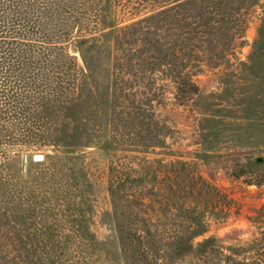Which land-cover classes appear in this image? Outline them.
I'll list each match as a JSON object with an SVG mask.
<instances>
[{
  "label": "rangeland",
  "instance_id": "374dc122",
  "mask_svg": "<svg viewBox=\"0 0 264 264\" xmlns=\"http://www.w3.org/2000/svg\"><path fill=\"white\" fill-rule=\"evenodd\" d=\"M171 1L0 0V39L5 41L3 46L0 42V84H6L5 121L11 132L9 143L0 146V252L19 248L23 264H124L109 217L110 168L119 167L132 178L141 169L157 170L158 161L177 172L181 168L176 163H186L190 175L214 186L218 192L207 210L214 202L231 207L230 218L209 222L194 244L214 238L225 249L246 252L235 258L241 261L251 260L253 246L263 248L264 0H244L250 6L241 11L242 38L236 39L227 61L215 69L203 68L193 79L199 88L193 102L178 106L167 95L165 105L155 107L156 119L166 126L164 149H135L141 142L138 130L125 120L118 123L122 138L117 151L101 147L114 136L105 103L112 43L104 36ZM35 36L44 43L18 41L33 42ZM79 39L87 41L81 49ZM82 54L92 71L89 78L80 71ZM64 57L74 59L76 72ZM60 61L65 64L61 69ZM32 63L35 68H29ZM91 90L95 95L89 97ZM58 92L67 101L64 109ZM79 94L89 99L77 103ZM70 120L87 124L88 133H82V126L76 140L93 139L90 147L67 160L51 140ZM98 125L107 130L98 134ZM26 135L35 140L28 144ZM34 156L43 160L34 161ZM122 193L132 194L128 187ZM121 210L129 209L121 204ZM181 215L171 211L158 230H182Z\"/></svg>",
  "mask_w": 264,
  "mask_h": 264
},
{
  "label": "trees",
  "instance_id": "16d2710c",
  "mask_svg": "<svg viewBox=\"0 0 264 264\" xmlns=\"http://www.w3.org/2000/svg\"><path fill=\"white\" fill-rule=\"evenodd\" d=\"M246 5L249 4L244 0H173L137 21L113 28L105 35V41L112 43L111 79L105 90V103L110 111L109 122L114 136L105 139L102 149L117 151L120 147L117 140L122 138L117 134L118 123L124 120L129 128L138 130L141 142L135 145V149H164L162 131L166 126L156 119L155 107L164 106L167 95L178 106H187L195 100L199 88L193 79L202 73L203 68L215 69L227 61V55L236 48V39L242 38L245 22L240 19ZM36 37L33 42L20 37L18 41L29 45L44 43L39 41L43 37ZM0 40L2 46L5 45L4 39ZM86 43V40L79 39L76 46L81 49ZM64 58L76 72L74 59ZM81 58L84 67L80 71L89 78L92 71L83 54ZM36 65L32 63L29 68ZM57 65L60 69L65 66L62 61ZM0 86V101H3L0 104L1 146L2 142L9 143L11 132L6 129L8 96L5 95L4 81ZM94 93L95 90H91L89 97ZM89 97L83 98L79 94L74 101L82 103ZM57 99L61 100L62 109L68 105L63 101V93H59ZM39 104L33 103L32 107L38 108ZM85 124L70 120L56 131L58 133L53 136L51 145L61 150L63 158L69 160L75 156V151L92 145L93 138L88 136L85 140H76L82 126V133H88ZM94 130L101 134L107 126L98 125ZM24 138L28 144L35 140L32 135ZM259 163L257 161L255 165ZM176 164L181 171H170L158 161L157 170H150V167L149 171L141 169L132 178L119 167L110 168L109 192L113 211L109 217L116 225L119 254L124 264H264V246H253L251 260L241 261L235 258L246 252L239 248L225 249L222 242L214 238L193 243L194 239L207 232L209 222L228 220L231 207L214 202L207 210L209 201L218 190L201 177L190 175L186 171L188 164ZM127 187L132 193L129 196L122 193ZM121 204L129 209L127 213H123ZM198 204L203 205V211L199 210ZM173 210L182 212L179 224L185 227L172 233L159 231L157 225ZM21 254V250L15 247L3 250L0 252V264H23Z\"/></svg>",
  "mask_w": 264,
  "mask_h": 264
},
{
  "label": "water",
  "instance_id": "95a60500",
  "mask_svg": "<svg viewBox=\"0 0 264 264\" xmlns=\"http://www.w3.org/2000/svg\"><path fill=\"white\" fill-rule=\"evenodd\" d=\"M73 52H76V50L74 49ZM43 157L42 156H34V161H42Z\"/></svg>",
  "mask_w": 264,
  "mask_h": 264
}]
</instances>
